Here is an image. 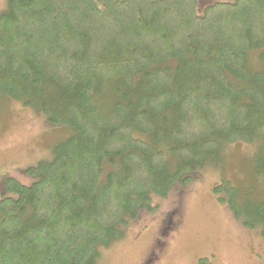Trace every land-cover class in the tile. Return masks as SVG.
<instances>
[{
    "label": "trees",
    "instance_id": "trees-1",
    "mask_svg": "<svg viewBox=\"0 0 264 264\" xmlns=\"http://www.w3.org/2000/svg\"><path fill=\"white\" fill-rule=\"evenodd\" d=\"M210 3L10 0L0 117L9 100L74 135L33 184L6 179L0 264L93 262L234 144L261 143L264 173V0ZM214 191L264 239V201Z\"/></svg>",
    "mask_w": 264,
    "mask_h": 264
},
{
    "label": "rangeland",
    "instance_id": "rangeland-1",
    "mask_svg": "<svg viewBox=\"0 0 264 264\" xmlns=\"http://www.w3.org/2000/svg\"><path fill=\"white\" fill-rule=\"evenodd\" d=\"M203 1V0H200ZM233 3L236 0H210ZM10 0H0V14ZM0 117V200L6 179L25 185L36 179L29 170L55 156L56 148L74 135L67 128L50 126L32 109L6 100ZM70 132V134H69ZM261 143H237L214 163L195 173L187 187L176 185L167 199L155 198L157 211L142 212L125 228V236L89 264H264V239L259 223L245 225L227 205L218 202L214 189L229 181L247 200L264 201Z\"/></svg>",
    "mask_w": 264,
    "mask_h": 264
},
{
    "label": "bare ground",
    "instance_id": "bare-ground-1",
    "mask_svg": "<svg viewBox=\"0 0 264 264\" xmlns=\"http://www.w3.org/2000/svg\"><path fill=\"white\" fill-rule=\"evenodd\" d=\"M39 189V188H38Z\"/></svg>",
    "mask_w": 264,
    "mask_h": 264
}]
</instances>
